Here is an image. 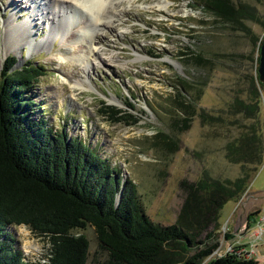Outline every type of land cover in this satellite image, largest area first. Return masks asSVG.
<instances>
[{
  "label": "rangeland",
  "instance_id": "374dc122",
  "mask_svg": "<svg viewBox=\"0 0 264 264\" xmlns=\"http://www.w3.org/2000/svg\"><path fill=\"white\" fill-rule=\"evenodd\" d=\"M230 2L254 7L264 22V0ZM26 3L0 0V71L10 55L16 57V67L42 65L44 74L27 93L34 101L33 117H43L54 130L64 129L69 136L80 137L117 166L122 182L135 184L139 202L153 223L179 224L194 205L195 194L206 197L205 192H198L200 182L233 180L242 174L241 165L227 158L226 146L252 122L236 111L239 101H249L251 85L259 92L264 122V83L257 72L263 24L226 22L191 0H121L110 16L112 26L92 27L98 37L93 47L100 58L86 55L91 64L83 73L78 62L71 65L59 56L60 52L79 54L81 47L88 46L85 42L71 48L64 44L65 38L81 30L84 14L76 13L57 36L47 35V25L33 19L30 31L38 45L29 49V37L20 41L18 52L10 50L13 37L5 23L12 18L20 26L30 17L34 9ZM85 76L89 88L73 86L74 80ZM101 103L125 110L132 118L111 122L101 113ZM115 202H119V194ZM263 217L264 151L262 164L252 172L242 193L220 209L217 229L211 225L202 229L187 215L194 244L172 248V260L182 264L217 242L201 264L233 251L264 264ZM260 224L262 231H258ZM7 230L27 259L47 255L50 244L46 237L26 225H11ZM73 232L89 241L85 264L107 262L108 252L100 248L93 226Z\"/></svg>",
  "mask_w": 264,
  "mask_h": 264
},
{
  "label": "trees",
  "instance_id": "16d2710c",
  "mask_svg": "<svg viewBox=\"0 0 264 264\" xmlns=\"http://www.w3.org/2000/svg\"><path fill=\"white\" fill-rule=\"evenodd\" d=\"M191 1L226 22L242 25L246 20L264 25L256 9L246 3ZM256 39L253 37L254 43ZM263 41L264 37L257 44L258 52ZM5 61L0 71V264H85L89 241L73 231L88 225L94 227L100 248L108 252L105 264H174L171 249L194 244L187 215L202 229L208 225L217 229L224 203L242 193L252 172L263 162L264 122L259 92L251 85L249 101H239L236 111L252 122L226 146L227 158L241 165L242 174L233 180L209 178L200 182L198 192H205L206 197L196 193L194 205L179 224L153 223L139 202L135 184L132 180L123 183L117 166L80 137L69 136L64 129L54 130L43 117H33L34 101L27 93L44 74V67H16L17 59L12 55ZM101 104V113L111 122L132 118L125 110ZM11 225H26L46 237L50 244L47 255L27 259L14 245V235L7 230ZM217 245L209 244L182 264H201ZM206 264L257 261L233 251Z\"/></svg>",
  "mask_w": 264,
  "mask_h": 264
},
{
  "label": "bare ground",
  "instance_id": "6f19581e",
  "mask_svg": "<svg viewBox=\"0 0 264 264\" xmlns=\"http://www.w3.org/2000/svg\"><path fill=\"white\" fill-rule=\"evenodd\" d=\"M28 8H33V14L30 15L26 20H24L20 26L13 23L12 18H8L5 23V28L8 29V33L13 37L11 39L13 48V52H18L21 47H18L20 41L23 39H27L31 37L30 43H27L29 49H35V46L38 44L33 43L32 32L30 28L32 27L33 19L42 20L43 25H47L48 31L47 35H55L63 34L64 30L67 28V24L75 19L76 13H80V15L84 14L86 17L85 24L81 28L80 31L75 32L72 37L66 39L65 45L74 47L76 44L80 42H85L88 46H83L86 48V53L81 47L80 53L67 56L66 52H60L59 59H67L71 63V65L81 66L83 69V73L87 72L88 67L91 62L88 58H85L86 55L94 56L95 58H100L98 56V52L93 44L95 40L98 38L96 31H92V27L94 26H112V22L110 16L114 15V11L116 9L117 4L121 3V0H26ZM129 2L131 0H128ZM162 6V5H161ZM83 20V19H82ZM69 21V22H68ZM82 25V24H81ZM105 27V26H104ZM96 29V28H95ZM49 38V37H48ZM46 41V40H45ZM82 44V43H81ZM14 45L17 47H14ZM95 45V44H94ZM83 51V52H82ZM5 51V53H7ZM20 55V52H19ZM22 56V54H21ZM67 56V57H64ZM21 58V57H20ZM69 63V64H70ZM73 76V75H72ZM63 78V77H62ZM61 78V79H62ZM75 78V77H74ZM64 80L70 83V78L64 77ZM84 81H88L87 76H85L84 80L76 79L73 81V86L79 87L82 89L89 88L88 85H85ZM89 83V82H88ZM109 102L118 103L117 99L108 98Z\"/></svg>",
  "mask_w": 264,
  "mask_h": 264
},
{
  "label": "water",
  "instance_id": "95a60500",
  "mask_svg": "<svg viewBox=\"0 0 264 264\" xmlns=\"http://www.w3.org/2000/svg\"><path fill=\"white\" fill-rule=\"evenodd\" d=\"M258 80L262 83H264V41L260 45L259 48V64H258ZM120 198V194H119Z\"/></svg>",
  "mask_w": 264,
  "mask_h": 264
},
{
  "label": "crops",
  "instance_id": "0c3cea01",
  "mask_svg": "<svg viewBox=\"0 0 264 264\" xmlns=\"http://www.w3.org/2000/svg\"><path fill=\"white\" fill-rule=\"evenodd\" d=\"M250 189H252V188H250ZM252 191H253V193L259 192L258 190H253V189H252ZM261 208H262V210H263V207H261ZM260 252H262V249H261V248H260ZM260 252H259V253H260Z\"/></svg>",
  "mask_w": 264,
  "mask_h": 264
},
{
  "label": "built area",
  "instance_id": "2783aa9c",
  "mask_svg": "<svg viewBox=\"0 0 264 264\" xmlns=\"http://www.w3.org/2000/svg\"><path fill=\"white\" fill-rule=\"evenodd\" d=\"M263 219H264V217H263ZM261 221H262V219H261ZM262 230H263V226L260 224L258 231H262Z\"/></svg>",
  "mask_w": 264,
  "mask_h": 264
}]
</instances>
